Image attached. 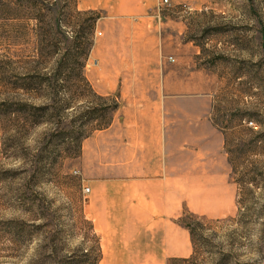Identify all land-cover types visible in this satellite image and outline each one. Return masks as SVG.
I'll return each mask as SVG.
<instances>
[{
    "label": "rangeland",
    "instance_id": "374dc122",
    "mask_svg": "<svg viewBox=\"0 0 264 264\" xmlns=\"http://www.w3.org/2000/svg\"><path fill=\"white\" fill-rule=\"evenodd\" d=\"M160 1L158 49H180L184 67L202 71L235 187L230 216L184 212L193 253L173 264H264V0ZM100 16L76 0H0V264L98 255L77 167L116 104L88 80Z\"/></svg>",
    "mask_w": 264,
    "mask_h": 264
},
{
    "label": "crops",
    "instance_id": "0c3cea01",
    "mask_svg": "<svg viewBox=\"0 0 264 264\" xmlns=\"http://www.w3.org/2000/svg\"><path fill=\"white\" fill-rule=\"evenodd\" d=\"M76 5L101 13L91 50L98 68L88 80L96 94L117 103L110 122L83 139L77 167L82 188L89 187L84 213L100 237L98 264L188 258L193 242L180 222L184 212L222 218L235 211L210 86L202 71L184 67L180 49H158L167 39L157 0Z\"/></svg>",
    "mask_w": 264,
    "mask_h": 264
},
{
    "label": "trees",
    "instance_id": "16d2710c",
    "mask_svg": "<svg viewBox=\"0 0 264 264\" xmlns=\"http://www.w3.org/2000/svg\"><path fill=\"white\" fill-rule=\"evenodd\" d=\"M84 79H85L87 85L92 89V87H91V85L88 83L87 79H86L85 77H84ZM92 90H93V89H92ZM116 107H117V103L115 104V106H114L113 108L115 109ZM108 123H109V122H108ZM108 123H107V124H108ZM185 213H186V212H185ZM187 213H188V212H187ZM189 214H190V216H193L192 213H188L187 215H189ZM180 222H181L182 224H184V223L182 222V220H180ZM184 225L189 229L190 234H191V238H192V242H193V234H194L193 229H192L188 224H184ZM100 258H101V246L99 245V247H98V255L94 258V260L92 261L91 264H98ZM188 259H190V258H170V259L168 260V264H173L175 261H178V260H188Z\"/></svg>",
    "mask_w": 264,
    "mask_h": 264
},
{
    "label": "built area",
    "instance_id": "2783aa9c",
    "mask_svg": "<svg viewBox=\"0 0 264 264\" xmlns=\"http://www.w3.org/2000/svg\"><path fill=\"white\" fill-rule=\"evenodd\" d=\"M160 4L163 5V6L170 5L171 4V0H161ZM83 192H84V197L86 198V194L89 192V187H84L83 188Z\"/></svg>",
    "mask_w": 264,
    "mask_h": 264
}]
</instances>
